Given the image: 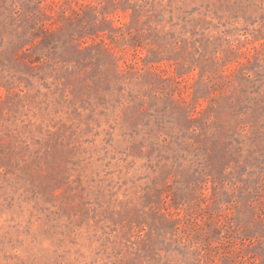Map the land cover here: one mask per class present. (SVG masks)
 <instances>
[{"label":"rangeland","instance_id":"rangeland-1","mask_svg":"<svg viewBox=\"0 0 264 264\" xmlns=\"http://www.w3.org/2000/svg\"><path fill=\"white\" fill-rule=\"evenodd\" d=\"M0 264H264V0H0Z\"/></svg>","mask_w":264,"mask_h":264}]
</instances>
